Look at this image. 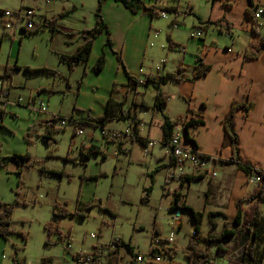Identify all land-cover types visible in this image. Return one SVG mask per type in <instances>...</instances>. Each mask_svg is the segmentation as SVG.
<instances>
[{
	"label": "rangeland",
	"instance_id": "374dc122",
	"mask_svg": "<svg viewBox=\"0 0 264 264\" xmlns=\"http://www.w3.org/2000/svg\"><path fill=\"white\" fill-rule=\"evenodd\" d=\"M168 1L158 0L157 3L165 8L162 5H167ZM97 6L98 0H0L1 11L17 12L31 7L36 10L35 22L38 25L44 21V16L58 25V32L55 33L51 27H42L36 34H9L2 39L4 27L0 16V82L5 79V83L10 86V100L13 102L0 118V156L14 153L30 155V160L25 161L26 166L22 170L19 165L24 163L22 161L19 164L12 162L6 166L0 165V201L15 205L11 224L13 233L9 239L0 236V264H40L44 257H52L53 264H115L116 260L120 264H133L131 254L125 248L119 249L114 241L120 238L130 243L136 252L148 254L154 236L165 237L170 233L173 211L169 207L176 193L183 195L182 201L189 194V203L203 213L202 237L207 235L211 227L208 213L204 212L209 180L186 181L183 189L179 181L167 182L166 169L155 171L157 157L164 155L166 146L159 128L151 129L150 137L157 142L151 150L153 154L145 159L139 143L134 145L135 154L132 158L124 154L117 157V148L112 144L86 159L85 154L89 149L84 143L91 141L93 134L94 142L100 145L102 128L98 127L93 133V128L88 125L83 128L81 137L72 135L80 119L92 115V112H103L105 98L111 90L113 92V88L116 98L124 101L116 89L124 84L127 73L118 61L115 50L107 44L106 32L93 40L89 60L80 63L73 71L59 58L62 53L72 54L78 45L91 38L86 31L96 25ZM166 12L167 19L161 17L159 12L152 16V21L151 15L146 13L147 22L139 16L143 12L136 13L139 14L135 21L137 32L140 26L142 34L151 31V38L143 46V50L147 48V54L140 60V79L145 84L138 86V91L145 93L143 98L151 107L146 108L137 99V94L130 93L124 109L130 110L132 116L143 118L147 128L149 114L144 111L152 109L155 87L153 82L146 80L149 75L161 76L166 60V69H174L183 54L176 48L170 50L166 34H182L183 37L190 34L182 29L186 26L184 24L173 27L174 12ZM25 23L21 21V26ZM137 35L141 38V34ZM127 49L126 54H131V48ZM103 53L106 65L96 71L97 60ZM15 66L20 69L14 71L12 78L3 76L7 69H14ZM158 66H161L160 71L156 70ZM26 67L35 69V72L29 73ZM184 71L186 76V69ZM20 96L24 103L16 104ZM130 96H134L136 104ZM31 97L42 99L47 111L37 112L32 103L26 105ZM154 110L162 118L163 112ZM54 117L56 131L52 134L53 142L48 144L44 136L50 128L47 124L52 123L50 120ZM128 122H133L130 117L111 122L107 127L119 129ZM104 151L108 154L106 159H103ZM218 171L221 174V169ZM232 177L244 189L252 186L245 181V175L240 171ZM150 185L153 186L151 200L143 204L141 198L144 189ZM180 189L183 192H179ZM23 201L26 203L22 204ZM56 203L67 208L68 214L61 218L63 221H59V224L64 234L70 232V241L67 237L60 239L57 233H53L51 242L46 243L47 231L44 226L53 220ZM232 211L231 208L230 215ZM260 211L264 217V203ZM78 212L85 213L87 217H80ZM216 220L220 230L223 218L219 216ZM194 228L191 212L183 210L182 227L176 234L172 256L161 258L156 264L184 262L185 247ZM68 243L71 244L70 249ZM237 243L234 240L222 242L229 248L227 252L219 250V244L213 242L202 243L201 247L207 251L210 264H238L243 247ZM79 252V256L92 252L99 256L96 261H86L85 258L79 262L74 258ZM262 262L264 264V256Z\"/></svg>",
	"mask_w": 264,
	"mask_h": 264
},
{
	"label": "crops",
	"instance_id": "0c3cea01",
	"mask_svg": "<svg viewBox=\"0 0 264 264\" xmlns=\"http://www.w3.org/2000/svg\"><path fill=\"white\" fill-rule=\"evenodd\" d=\"M144 1L146 4L155 3L158 5V0ZM158 6L161 7V5ZM162 6L175 8L176 11L174 12L172 21H175L178 26L180 24L186 25L182 29L190 33L187 34L188 38H186L187 36L183 37L182 34H166L170 50L176 48L183 54H181V59L178 60L174 69H166V63H168L166 60L164 71H161L160 75L177 72L181 66H184L186 76L179 83L170 81L162 86V91L168 96L164 114L177 122L176 127L180 125V121L176 120L180 116L186 117L188 115L186 119L189 120L192 115L203 121V124L198 127H190L189 134L192 141L185 139V144L188 147L198 149L204 155L211 158L209 169L216 173V176L213 178H207L203 174L200 175L203 176L201 180L204 178L209 180L204 212H220L221 214H225L229 220H232L237 213V201L241 197L249 195L255 188L254 185L246 189L242 188L232 175L240 171L245 175L246 182L249 179L248 175L239 170L235 164H225L230 158L232 150L230 146L224 145L226 135L222 120L234 101L251 104L252 106L249 113L241 109L237 112L236 116L242 157L247 165L264 171V13L257 20L258 27L256 23L252 27L251 22L254 15L250 17L248 14V10H252L254 13L258 7L264 10V0H170L167 5L164 4ZM103 15L111 31L114 45L113 50L122 54L124 64H127L129 73L142 81L140 79L142 66L140 60L147 54V48L143 50V46L151 38V31L148 30L147 34H142V27L140 26V31L137 32L135 21L136 17H138L136 15L139 14L131 12L120 2L108 0L106 5H104ZM139 16L144 22H147L146 13ZM150 17L152 21V16ZM49 20V17L44 16V21L37 28L41 29L45 27ZM184 22H187V24ZM54 25L55 27L52 31L55 33L58 32L56 28L58 25ZM193 29H200L202 36L200 38L193 37ZM16 33L25 34L26 32L23 29H17L14 30V33H10L3 29L1 33L2 39L9 34ZM137 34H141V38H138ZM127 48H131V54H126ZM246 52L256 54V57L247 58L245 57ZM198 60H201L205 65H209L210 69L205 75L194 78L196 67L199 64ZM3 76L5 77V75ZM126 78H124V84L121 85L120 89L117 87L116 92L123 96L129 90L128 98L130 93L137 94V99L148 106L146 108H150V104L143 98L145 93L139 92L138 87H129L128 79ZM144 84L145 82L142 81L141 85ZM111 92L112 90L108 97L105 98L106 103L103 104V112L100 114L92 112V115L100 116L104 114ZM130 98L136 104L134 96H130ZM154 100L155 93L153 95L152 106ZM130 107L131 105L129 104ZM190 110L193 112L188 114ZM6 111L0 113V118L3 117ZM144 112L149 114V119H146L148 128L145 122L146 126L142 132V138L152 140L150 137L152 128H159L162 132L163 114L162 118H159L153 107ZM138 117V115L137 117L131 116V122L138 119ZM142 119L140 120L143 121L144 119ZM128 124L129 122L125 123L124 127ZM94 141L92 134L91 141L84 143L87 149L95 146L101 153L103 148L109 147V145L113 146L112 144L104 146L105 144L103 143L98 145ZM135 143H139L141 146L142 157L145 159L147 156L143 154L144 146L140 141L124 142L122 151L118 152L117 150L115 155L119 157L120 154H124L132 158L135 154ZM115 147L117 148L116 145ZM164 148V155L157 157L158 165L156 169H166L168 173L169 168L174 164V159L168 151L167 145ZM103 154L107 158L108 154L105 151ZM150 154H153L152 151ZM219 169L222 171L221 174L218 171ZM186 171L188 179L189 177L198 176L193 173L192 168H188ZM171 181L175 182L178 180H167V182ZM180 185L183 186V189L185 188L184 183ZM224 192L226 193L225 195ZM188 196L189 194L183 199L186 205L196 211L199 210L189 203ZM231 208L233 209L232 215L229 213ZM60 221H63V219H60ZM223 221L224 219L221 222L222 224ZM223 247L229 249L225 244Z\"/></svg>",
	"mask_w": 264,
	"mask_h": 264
},
{
	"label": "trees",
	"instance_id": "16d2710c",
	"mask_svg": "<svg viewBox=\"0 0 264 264\" xmlns=\"http://www.w3.org/2000/svg\"><path fill=\"white\" fill-rule=\"evenodd\" d=\"M108 0H98V6L96 10V25L94 28L86 31L89 35H91V38L86 39L82 44L78 45L76 50L72 54H61L59 56L60 61L62 63H65L70 71H73L76 69V67L82 63L87 62L89 60L90 54L92 52V46H93V40L98 36L101 35L103 32H106L107 34V44L113 49V40L111 31L109 29V26L107 22L104 19L103 15V8L104 5H106V2ZM116 2L122 3L126 8H128L133 13H148L151 16L156 15L157 13L161 11H169V12H175L176 9L172 7H165L161 8L157 6L156 4L148 5L143 0H113ZM3 11L0 10V14ZM248 14L250 17L253 16V11L248 10ZM55 22L52 20H49L45 27H55ZM256 29V28H255ZM254 29V30H255ZM40 28H36L30 32H26V35L33 34L36 32H39ZM118 61L123 66L124 70L127 73V79L129 87L137 88L139 85H141V82L139 78L131 75L126 68V65L123 64L124 60L122 57V54L120 52L114 51ZM245 57L247 58H255L256 54H250L249 52L245 53ZM199 64L196 67V72L194 75V78H199V76L205 75L209 69V65H205L201 60H198ZM106 62L105 54L103 53L97 60L95 70L100 71ZM20 68L18 66H15L14 69H7L5 72V77L12 78V75L15 70H19ZM26 71L29 73H34L35 69H31L30 67L25 68ZM185 67L181 66L177 72L173 73H166L159 77H154V79H147L148 82H153V85L155 87V100L153 104V108L156 110H159L163 112V123H162V142L165 145H168L171 141V138L173 137L175 133V127H176V121H173L170 119V117L166 114H164V109L166 108V104L168 102V96L164 94L162 91V86L167 84L170 81L175 82H181L184 80V74H185ZM115 88H113V92L110 94L107 106L105 109L104 114L100 116H92L87 115L86 117L80 119L73 130V136L76 135V129L80 128L83 129L86 126H91L93 128L98 127L105 128L114 121H120L121 119H127L131 118V111H125V101L128 98V92H125L123 94L124 101H120L116 98L115 94ZM135 101V100H134ZM143 106H146L143 103ZM251 104H244L238 101H234L232 105L230 106V110L226 114V116L223 118L222 123L225 129V139H224V145L230 146L231 148V156L230 158L225 162V164H235L239 170H242L245 172L248 177L252 176H260L261 182L258 185V187H255L253 191L249 195H245L241 197L237 203V213L235 217L232 220H229L228 217L225 214H221L220 212H210L208 213L209 221L211 224V227L205 237L201 236L200 230L202 226V218L203 213L200 211L194 210L192 207L186 205L184 201H182V194L176 193L174 196L173 203L170 206V210L174 211L176 209L180 210H189L191 212L192 218L195 222V228L194 232L195 234L192 235L187 242V245L185 247V257L186 260L179 264H210L211 259L209 258V255L207 251L203 250L201 247L202 243H218V249L222 252H227L229 249H226L223 247L224 244H221L224 241H232L234 240V243H237L238 239H241L240 242H238V246H242L243 250L241 255L238 258V264H263V256H264V217L261 214L260 206L264 203V171L259 170L256 168H253L246 164L242 157L241 152V142H240V135L237 129V123H236V116L237 112L241 109H243L246 113H249L251 110ZM193 111H188V114ZM188 115L186 117H178L176 118L177 121L182 122V126L184 129V136L185 139L192 141L189 134L190 127H198L199 125L203 124V121L200 119H197L195 116H190V119L187 120ZM52 123H48L47 126L50 127L48 130V133L44 136L46 142L48 144L53 142L52 134L55 132V128L53 123H55L56 118L50 120ZM138 141L142 142L143 145L146 143V139L138 137ZM195 143V142H194ZM121 149V148H119ZM93 153H100L97 150V147L91 146L88 150V152L85 154L86 158H89L91 154ZM106 158V155L103 154V159ZM30 160V155H20L17 153H14L13 155H7V156H0V165L6 166L9 163H17L19 164L21 161L24 162L22 164H19L20 170H22L23 167L26 166L25 161ZM32 163H30L31 165ZM160 170V168H157ZM157 169L155 171H157ZM21 172V171H20ZM203 176H197V177H189V182L195 179H202ZM153 191V186L150 185L144 189L143 196L141 198V202L143 204H148L151 200V195ZM26 203L25 201L22 202V204ZM248 204L247 207H245ZM26 205V204H25ZM14 204H7L0 201V207L2 210L0 211V236L4 239H9V237L13 233L12 229V215L14 212ZM67 208L65 206L60 205L59 203H56L54 205L53 209V220L49 223L45 224L44 228L47 231V239L46 243L51 242V235L53 233H57L58 237L62 239L63 237H70L69 234H64L63 231L60 228L59 221L62 217L66 216ZM80 217L86 218L87 215L84 213H77ZM221 216L223 221V227L218 230L219 223L217 222L216 218ZM156 233H159L157 231ZM70 241V238H69ZM118 247L125 248L126 251L131 254L132 259L131 262L134 264L136 261V257L138 256L139 252L135 251V248L130 245V243H126L120 239V242L118 243ZM98 254L96 252H92L91 254L85 255L86 259H91L93 261H96L98 259ZM76 259V257H74ZM77 260V259H76ZM87 261V260H86ZM40 264H53V258L52 257H44L41 259ZM115 264H120L118 260H116Z\"/></svg>",
	"mask_w": 264,
	"mask_h": 264
},
{
	"label": "built area",
	"instance_id": "2783aa9c",
	"mask_svg": "<svg viewBox=\"0 0 264 264\" xmlns=\"http://www.w3.org/2000/svg\"><path fill=\"white\" fill-rule=\"evenodd\" d=\"M253 14V20H252V27L255 26L254 23H256L258 27V19L262 16L264 13V10L260 7H258ZM0 16L2 17L3 21V27L7 32L14 33V30L17 29H23L26 32H30L38 27V24L35 22L36 20V10L34 8H23L20 9L17 12H11L9 10L3 11ZM160 16L163 18H168V14L166 11H161ZM26 22L24 26H21V21ZM173 27H177L178 24L175 21H172ZM193 37L200 38L202 36V31L200 29H196L192 32ZM184 51V49H182ZM231 51V50H230ZM164 63V61H162ZM157 71L161 70V66H158L156 68ZM155 76L149 75L148 79H154ZM142 82V81H140ZM5 83V79H2L0 82V113L7 110V108L13 104V102L10 100V93L11 88H9ZM16 104H23L24 99L20 96L19 99L15 102ZM32 103V105L35 107V110L37 112H46L47 108L45 105V102L40 99L37 100L35 97H31L28 102H26V105H29ZM53 119V118H52ZM63 124L65 122H62ZM145 128V123L141 121L140 119H136L131 124L127 125L126 127L122 129H111L108 127L102 128L100 132V141L103 144H114L117 146L118 152L122 151V148L124 146V142L126 141H138V137L142 138V132ZM175 133L173 137L171 138V141L167 145V149L170 152L171 156L174 159V164L169 168L167 173V180H174L177 179L180 183H186L188 181V173L187 169L192 168L193 173L197 176H200L203 174V176L207 178H213L216 176V173L214 171H211L209 169V163L211 161V158L204 155L201 151H199L196 148L188 147L185 144V136H184V129L182 126V122H180V125L175 127ZM96 127L93 128V131L95 132ZM181 130V133L179 131ZM84 134L83 129L77 128L76 130V136H82ZM146 143L143 145V154L145 156H149L151 153V150L156 145L157 141L148 140L146 139ZM106 146V145H104ZM121 148V149H119ZM261 177L258 176H252L249 177L248 182L255 187H258V185L261 182ZM248 204L245 206L247 207ZM170 225L171 230L169 235L165 237L161 236H154V238L151 241V247L148 254L139 253L136 257V261L139 264H156V262L160 261L161 258L165 257H171L174 246L176 243V234L179 229L182 227V211L180 209H176L173 211L172 216L170 217ZM195 232H193L192 235H194ZM92 237H95V235H92ZM120 242V238H116L114 243L118 245ZM68 249L71 248V244L68 243ZM81 252L77 253L75 255L77 261L81 262L83 259H85V256H79ZM87 261H92L91 259H86ZM15 264H21L20 262H15Z\"/></svg>",
	"mask_w": 264,
	"mask_h": 264
}]
</instances>
